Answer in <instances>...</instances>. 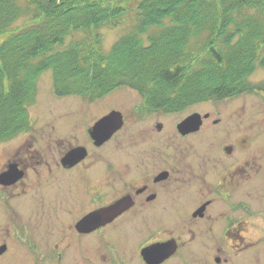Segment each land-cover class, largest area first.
Instances as JSON below:
<instances>
[{"label": "flooded vegetation", "instance_id": "af4514ba", "mask_svg": "<svg viewBox=\"0 0 264 264\" xmlns=\"http://www.w3.org/2000/svg\"><path fill=\"white\" fill-rule=\"evenodd\" d=\"M80 98L89 111L43 113L0 144V264H264V145L250 123L238 133L236 114ZM112 112L121 128L98 144ZM194 114L199 129L180 130Z\"/></svg>", "mask_w": 264, "mask_h": 264}, {"label": "trees", "instance_id": "16d2710c", "mask_svg": "<svg viewBox=\"0 0 264 264\" xmlns=\"http://www.w3.org/2000/svg\"><path fill=\"white\" fill-rule=\"evenodd\" d=\"M26 1L0 0V144L30 128L48 70L57 97L93 100L127 87L167 113L264 93V81H250L264 67V0ZM130 10L131 30L105 52L101 31Z\"/></svg>", "mask_w": 264, "mask_h": 264}, {"label": "rangeland", "instance_id": "374dc122", "mask_svg": "<svg viewBox=\"0 0 264 264\" xmlns=\"http://www.w3.org/2000/svg\"><path fill=\"white\" fill-rule=\"evenodd\" d=\"M19 1L23 7L30 6L26 0ZM127 4L129 6V9L133 11L135 10V2ZM131 10L127 14V17L125 18L126 21L123 24L118 27L104 28L101 31L103 36V49L105 52L110 51L115 42L131 30L134 18V12ZM26 21H28L27 17H23L20 21H18V25H22ZM84 36V34L76 33L74 39H81ZM2 38L3 37H0V41L2 40ZM74 39L69 38L66 42L65 47L68 46V44ZM144 43L146 45L149 44L146 38L144 39ZM250 81L255 84L263 82L264 67H261L259 65L256 72L250 77ZM140 99H142V97L138 92L127 87H122L105 97L103 101L105 106L111 108L116 105L132 106L134 103H136L137 100ZM92 106L95 107L96 105L93 104ZM89 110L90 109L86 104V100L81 99L79 96H70L64 98L57 97L54 93L53 88V73L52 70H48L43 73L39 79L38 96L36 103L29 107L30 124H33L35 118L42 117L43 115L41 114L43 113H81ZM193 110L203 112L220 111L227 115L236 114V116L238 117L237 127L241 129L238 133H244L245 122L250 123V126H252V142L258 145H264V93L244 94L222 101H210L198 104L191 108H188L182 113H178V115L182 116L185 114H189V112ZM39 125H36V127L39 128ZM241 137H244V135L242 134ZM21 138L22 136L18 135L16 139H11V142H9V140L1 144L21 142L23 141V139ZM1 214L2 216L0 215V223H6L8 212L5 211L4 207Z\"/></svg>", "mask_w": 264, "mask_h": 264}, {"label": "water", "instance_id": "95a60500", "mask_svg": "<svg viewBox=\"0 0 264 264\" xmlns=\"http://www.w3.org/2000/svg\"><path fill=\"white\" fill-rule=\"evenodd\" d=\"M121 114L118 112H112L108 116L104 117V119L97 124V126L94 129L93 136L96 139V142L100 144L101 142H106L109 140L112 135L121 128V122L120 121ZM199 114H194L187 118L185 121H183L179 128L180 130L184 132H190L199 129L200 127V121H199ZM118 124V125H117ZM76 153V150L69 153L67 157L65 158V162H69L70 160L74 159V154ZM9 175L3 174L0 177V182H3L6 179V176ZM5 182V181H4ZM119 211L117 208H113L110 210H107L105 212H97L90 217L87 218L86 222L90 224H94L95 227L99 226L100 224H106L110 221H112L115 217L118 216ZM84 222V223H86ZM160 248H153L151 250H148L147 255H151L154 250H157Z\"/></svg>", "mask_w": 264, "mask_h": 264}]
</instances>
